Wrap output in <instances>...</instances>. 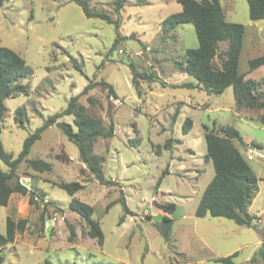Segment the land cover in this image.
I'll list each match as a JSON object with an SVG mask.
<instances>
[{
    "label": "rangeland",
    "instance_id": "rangeland-1",
    "mask_svg": "<svg viewBox=\"0 0 264 264\" xmlns=\"http://www.w3.org/2000/svg\"><path fill=\"white\" fill-rule=\"evenodd\" d=\"M86 1L90 9L109 14L114 22L86 17L70 0H4L0 4V46L16 51L32 69L29 77L20 79L28 93L4 100L1 142L16 157L23 140L45 118L64 109L89 80H104L113 85L116 99L96 85L79 102L105 126L112 115L113 136L98 138L93 151L103 157V175L113 183L100 184L93 177L65 129L53 124L43 130L28 158L51 162L52 170L42 175L52 183L41 179L44 193L36 192L38 211L26 218L24 230L12 242L0 247V264H220L216 258L235 252L236 264H249L264 231V157L260 154L264 125L258 121L264 106L238 107L231 86L222 93H209L194 76L178 70L186 50L196 48L198 41L192 23L171 30L164 26L168 15L181 10L176 0H126L117 12V0ZM219 2L226 21L244 26L250 22L246 0ZM252 35L248 33V43ZM262 45L256 50L244 47L239 58V71L256 80H264V68L249 71L248 60L264 53ZM226 47V42L219 44L220 56ZM214 61L219 63L217 57ZM130 63L139 73L152 74L153 80H140L138 88L134 87ZM259 91L264 98V85ZM89 95L96 103L87 101ZM21 106L26 112L22 126L15 120ZM187 117L192 126L184 133ZM58 121L76 132L72 115H62ZM225 125L235 127L243 137L245 144L233 143L258 179V191L248 210L255 215V226L195 215L214 175L211 160L205 158L204 126L218 131ZM135 139H139L137 144ZM168 139L170 148L165 146ZM56 155L69 160L63 162ZM0 166L6 167L1 160ZM31 170L26 161L17 165L23 177ZM70 181L83 185L73 196L53 184ZM72 197L93 207L92 218L103 233L101 244L70 209ZM168 202L176 205L172 214L156 206ZM17 204L13 199L10 206H0L1 234L6 215L18 220ZM163 215L173 218L169 241L156 227Z\"/></svg>",
    "mask_w": 264,
    "mask_h": 264
},
{
    "label": "trees",
    "instance_id": "trees-1",
    "mask_svg": "<svg viewBox=\"0 0 264 264\" xmlns=\"http://www.w3.org/2000/svg\"><path fill=\"white\" fill-rule=\"evenodd\" d=\"M4 0H0V4ZM78 4L86 17H96L114 22L110 15L95 11L89 8L86 0H70ZM126 0H117L115 11L117 12ZM181 5V10L168 15L164 20L167 30L174 29L183 23H192L198 41L196 48L186 50L185 62H179L178 70L186 72L197 80L209 93H222L227 87L233 89L235 105L238 107L254 108L264 106L263 93L259 91L264 80H256L246 77L239 71V58L243 48L245 26L240 23L228 22L219 0H176ZM248 4V17L250 20L264 19V0H246ZM118 21H115L117 24ZM227 43L223 55L220 56L219 44ZM217 57L219 63L214 59ZM264 64V53L248 60V70ZM131 69V82L138 88L140 80H153L152 74L139 73L133 64H129ZM32 74L31 67L13 49L0 46V160L8 167L7 170L0 169V206L8 203L12 193L28 195L30 204H37L38 197L36 191L28 189L20 183L17 175V165L26 161L28 166L37 172H50L52 164L41 158H28L33 144L41 138L43 130L53 125L62 115H72L76 132L70 131L68 139L73 141L78 148V158L84 163L87 170L93 177L104 185L112 184L113 180L105 179L102 171L103 157L94 153L93 145L98 138H110L114 133V123L112 115L109 114V123L104 125L98 117L88 113L86 107L79 102V97L86 94L96 85H100L106 90L107 96L116 99L113 85L101 80H89L82 91L71 96L64 109L49 115L43 123L30 133L22 143V149L16 157L3 149L1 142V127L4 117V100L18 94H27V88L20 82V79L29 77ZM183 86L192 87L191 83H183ZM90 104L96 103V99L91 95L87 96ZM25 107L16 109L15 120L22 126L25 116ZM258 121L264 125V113L260 114ZM192 126V120L187 117L184 120L182 130L187 133ZM204 138L206 142V159H210L214 169V175L209 181L195 209L196 216H220L232 220L238 225L247 227L255 226V215L248 212L253 197L258 191L257 177L248 164L240 150L233 143L237 141L245 144L243 137L238 130L231 126H220L218 131L204 126ZM139 139H135V144ZM171 139L166 141L165 146L171 147ZM158 153V151H157ZM56 158L63 162L69 160L67 156ZM167 170L164 171L166 173ZM163 176V174H162ZM162 176L157 181L155 188H158ZM54 185L65 190L73 196L83 185L78 181L54 182ZM124 213L128 209L122 200ZM70 209L83 219L88 228V234L97 240L99 244L103 241V233L99 223L92 218L93 207L83 201L72 197L69 202ZM156 206L167 214L174 213L176 205L172 202L156 203ZM41 219L43 212L40 214ZM124 215L119 218L122 222ZM26 218L18 220L12 219L9 215L5 219V233L0 234V247L14 240L17 232L25 228ZM173 218L163 215L161 222L156 224L157 230L165 241L171 238ZM236 252L219 257L215 260L220 264H236L232 257ZM249 264H264V231L261 243L251 258Z\"/></svg>",
    "mask_w": 264,
    "mask_h": 264
},
{
    "label": "crops",
    "instance_id": "crops-1",
    "mask_svg": "<svg viewBox=\"0 0 264 264\" xmlns=\"http://www.w3.org/2000/svg\"><path fill=\"white\" fill-rule=\"evenodd\" d=\"M262 20H255V21L250 20V22L247 24L248 27H251L250 29H248L247 26H245V36H244L243 48L245 47L246 49L256 50V49H260L263 46L262 43H264V26L260 25V22H263ZM250 32H253V35H252V40L249 41V43H248L247 36H248V33H250ZM262 68H264V64L255 68V69L261 70ZM241 73H243V72H241ZM245 76H246V74H245ZM49 127L50 126H48L47 128H49ZM0 169L7 170L8 167L6 166L3 168L2 166H0ZM43 173L44 172H37V171L31 170L24 177L22 174H20L18 172H17V175H19L20 183L25 185L28 189L32 188L36 192L41 191L42 193H44V187L40 183L41 179L44 181H47L49 183H52V182L50 180H47L42 175ZM13 199L15 201V205H16V203H19V204H17V208L14 209V212L16 213V219L29 218L30 214L37 213L38 209H36L35 204L29 203L28 195H23V194H19V193H12L9 197L7 205H5V206H10V202ZM45 200H47V198H45ZM248 210H249V207H248ZM6 216H5V219H6ZM259 244H260V240H258V242H257L258 246H259ZM255 251H256V249L252 252L251 256L253 255V253ZM251 256L249 257V259L251 258Z\"/></svg>",
    "mask_w": 264,
    "mask_h": 264
},
{
    "label": "water",
    "instance_id": "water-1",
    "mask_svg": "<svg viewBox=\"0 0 264 264\" xmlns=\"http://www.w3.org/2000/svg\"><path fill=\"white\" fill-rule=\"evenodd\" d=\"M54 125L57 127V128H60V129H65L66 133H69L71 131V127L69 124H65L63 122H55ZM255 146H250V149H254ZM260 154L264 157V150H261Z\"/></svg>",
    "mask_w": 264,
    "mask_h": 264
},
{
    "label": "built area",
    "instance_id": "built-area-1",
    "mask_svg": "<svg viewBox=\"0 0 264 264\" xmlns=\"http://www.w3.org/2000/svg\"><path fill=\"white\" fill-rule=\"evenodd\" d=\"M252 158V155L251 154H248L247 155V159H251Z\"/></svg>",
    "mask_w": 264,
    "mask_h": 264
}]
</instances>
